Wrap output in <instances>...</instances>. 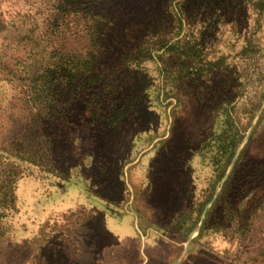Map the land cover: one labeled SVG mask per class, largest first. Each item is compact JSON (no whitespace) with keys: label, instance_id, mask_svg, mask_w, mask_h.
<instances>
[{"label":"rangeland","instance_id":"obj_1","mask_svg":"<svg viewBox=\"0 0 264 264\" xmlns=\"http://www.w3.org/2000/svg\"><path fill=\"white\" fill-rule=\"evenodd\" d=\"M223 1L207 27L193 0H0V194L17 177L0 264H264V0ZM198 36L224 57L240 135L220 177L198 154L219 127L197 90L123 53ZM65 58L101 73L95 123Z\"/></svg>","mask_w":264,"mask_h":264},{"label":"trees","instance_id":"obj_2","mask_svg":"<svg viewBox=\"0 0 264 264\" xmlns=\"http://www.w3.org/2000/svg\"><path fill=\"white\" fill-rule=\"evenodd\" d=\"M221 2L222 0H193V3L197 7L202 6L205 10L210 11L207 21H201L207 27H209V25L221 23L224 20L223 17L227 15L226 13H215V9ZM223 2L234 4L235 2L237 3L238 0H225ZM261 2H263V0L255 1L258 8H261ZM157 44L158 47L155 53H151L148 49L142 47H137L136 49L131 50L132 52L124 51L125 62L133 66L135 70H142L141 68L144 67L145 63L148 66L152 65V68H154L157 73L164 71L165 74L168 75V89L171 88L174 90L177 86L178 89H180V87L185 88V86H187L188 88L197 90L196 96L193 97L194 100L197 101L196 104L200 107L201 105H204L203 107L207 106V108L213 113L215 125L219 127L218 131H216L214 127V130H212L211 133L208 134L207 138L201 142L202 144L199 148L198 154L207 160H220L223 163L222 167H220L217 171L218 176L220 177L224 171V167L230 160L237 142L240 139V135L236 132L237 130H235L232 126V121L230 120L228 110L226 109L229 99L227 97V81L223 71L224 57L222 55L216 57L210 56L211 52H213L211 50V39L208 41V38L205 36H198V38L183 37L175 39L171 42L160 41ZM246 48L247 44L244 45L243 50ZM89 56L95 58L96 54H90ZM71 63L72 61L69 60V58H65V63L61 70H66V77L69 79L73 78L72 80L78 82V85L84 89L78 94V101L82 103V108L88 110L91 117L88 122L95 123L97 122V118H100L95 110L98 106L96 85L101 79V73H97V71H95L97 68L95 65H92V63L86 65L85 62V65L81 70L79 67H76L77 64L79 66V61L78 63L76 62L77 64L74 67H71ZM215 73H218L219 77L215 76ZM43 86L45 85L43 84ZM49 94L51 95V93ZM166 96L167 94L165 92L164 99L167 98ZM48 98L52 99L51 96ZM120 108L123 107H115V112L116 110H120ZM58 112L60 115L63 114L64 108L61 107ZM118 121L116 122V119L113 121L107 120V123L116 124ZM21 152H23L20 153L21 156L28 162H31L29 161L30 157L29 153H27L28 151ZM202 157L201 159H203ZM6 158L7 157L4 156L2 159L6 160ZM16 179V173L14 167L12 166L9 171H7L5 183L3 184V192L0 194V219L3 217L5 211L6 213L11 210L15 211L14 190ZM208 197L204 202L207 201ZM217 200L218 198L216 197L213 205H215ZM209 212L210 208L207 209L205 216H207ZM193 225H195V223H193L189 228ZM206 230L207 226L205 223V227L202 226L200 228L196 239L204 236Z\"/></svg>","mask_w":264,"mask_h":264},{"label":"crops","instance_id":"obj_3","mask_svg":"<svg viewBox=\"0 0 264 264\" xmlns=\"http://www.w3.org/2000/svg\"><path fill=\"white\" fill-rule=\"evenodd\" d=\"M180 260H181V256H178V258L176 259V261L174 262V264H179Z\"/></svg>","mask_w":264,"mask_h":264},{"label":"water","instance_id":"obj_4","mask_svg":"<svg viewBox=\"0 0 264 264\" xmlns=\"http://www.w3.org/2000/svg\"><path fill=\"white\" fill-rule=\"evenodd\" d=\"M214 195H215V193H214ZM207 205H208V204H207ZM207 205L204 206V208H203V210H202V213L204 212V210H205V208H206ZM201 216H202V214H201ZM201 216H200V218H201Z\"/></svg>","mask_w":264,"mask_h":264}]
</instances>
